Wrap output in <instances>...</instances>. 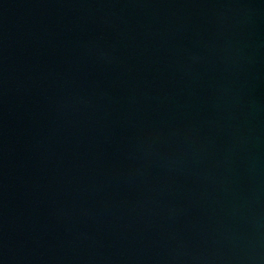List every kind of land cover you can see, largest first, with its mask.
Listing matches in <instances>:
<instances>
[{"label":"water","instance_id":"1","mask_svg":"<svg viewBox=\"0 0 264 264\" xmlns=\"http://www.w3.org/2000/svg\"><path fill=\"white\" fill-rule=\"evenodd\" d=\"M0 264H264V0H0Z\"/></svg>","mask_w":264,"mask_h":264}]
</instances>
